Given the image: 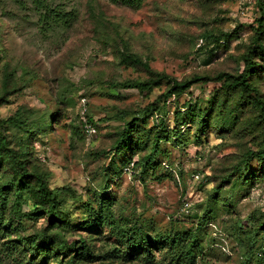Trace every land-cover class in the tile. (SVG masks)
I'll return each mask as SVG.
<instances>
[{
    "label": "rangeland",
    "instance_id": "obj_1",
    "mask_svg": "<svg viewBox=\"0 0 264 264\" xmlns=\"http://www.w3.org/2000/svg\"><path fill=\"white\" fill-rule=\"evenodd\" d=\"M48 1L71 13L68 25L43 24L30 2L20 7L13 0H0V120L17 116L4 131L11 148L25 151L29 170L41 173L52 188L71 189L63 199L72 224L83 222V201L104 181V169L113 157L121 171L108 192L117 217L130 216L154 232L198 229L208 264H264V229H258L264 217V165L253 160L242 176L237 169L246 152L261 141L252 106L229 120L215 117L203 143L194 136L183 143L162 142L157 165L148 172L131 176L125 169L127 158L138 160L145 147L113 153L124 121L166 92L170 79L238 73L251 49L257 63L251 80L264 98V35L256 42V0ZM234 30L237 36L226 44L210 41L207 48L198 49L203 34ZM122 53L142 58L170 78L149 93L119 88L147 78L141 68L122 64ZM218 85L211 81L193 85L192 102L206 108ZM235 96L234 92L230 99ZM82 97L98 129L90 143L77 117ZM190 97L186 92L176 105ZM173 119L167 117L171 125ZM153 120L140 123L141 128L148 130ZM9 175L4 166L0 176ZM25 198L23 212L38 216L21 220L17 232L24 237L46 225L31 191ZM185 201L193 204L188 213L183 210ZM9 216L6 211L1 222ZM200 223L205 224L201 229ZM75 233L68 237H86L96 254L117 245L105 226L94 224ZM16 235L0 225V264H14L17 255L29 261ZM142 255L99 258L87 264H157ZM55 263V258L45 262ZM33 264L42 263L36 259Z\"/></svg>",
    "mask_w": 264,
    "mask_h": 264
},
{
    "label": "trees",
    "instance_id": "obj_2",
    "mask_svg": "<svg viewBox=\"0 0 264 264\" xmlns=\"http://www.w3.org/2000/svg\"><path fill=\"white\" fill-rule=\"evenodd\" d=\"M13 1L20 7H25L30 2L40 13L43 24L52 22L51 24L54 25H68L71 22L70 12L60 7H52L48 0ZM256 10L255 36L256 42L259 43L264 35V0H256ZM237 33L238 31L234 30L231 33H222L218 36L212 33L203 34L200 37L202 43H199L200 40L197 42L198 49L207 48L210 41L226 44V41L234 39ZM249 52L243 59L244 67L238 73L219 72L215 76H195L187 80L172 78L169 81L168 90L154 102L136 112L129 121H124L123 117L124 124L114 142L113 153L115 152V155L122 154L126 150L134 153L136 148L145 147V152L140 155L138 160L132 161V157H129L125 161L127 164L125 169L133 164L131 176L148 172L150 168L157 165V158L162 152V142L174 139L173 143H183L192 136L195 137L196 142H202L203 136L215 117L229 120L238 110L247 105L252 106L257 112L256 125L260 129L261 141L257 148L249 149L239 162L240 164L237 166L239 176L244 174L245 168L253 160L264 165V98L257 85L251 80L257 71L255 70L257 63L253 60L255 51L251 49ZM121 63L141 68L146 72L147 78L141 81L122 83L118 86L119 88H136L142 93H149L161 82L170 78L166 73L153 69L148 62L134 54L122 53ZM208 81L219 85L211 93L207 107L201 108L192 102L193 96L190 89L197 83ZM186 92L190 93V99L182 105H176V101ZM234 92L236 96L231 100V95ZM160 101L163 102L162 108L159 107ZM172 104L175 106L173 110L170 109ZM170 115L174 118L172 125L167 120ZM16 117L0 120V170L5 166L10 172L9 176H0V225H5L12 232L17 233V241L23 244L24 251L28 252L30 256L27 261L21 255H17L13 258L14 264H33L36 259L45 264L50 258L56 259L55 264H87V262L96 261L99 258L107 261L136 253H143L142 257L148 263H209L203 254L204 248L198 229H171L168 232H154L147 229L139 220H131L130 216L122 214L117 217L114 209L115 202L108 192L115 178L119 179L121 171L113 157H110L111 162L104 169V181L95 188H91L92 192L83 201V216L81 218L83 222L74 226L69 211L65 210L63 199V194L67 191L70 192L71 189L66 186L50 187L41 173L29 170L25 151L10 147L4 127L13 124ZM77 117L80 124L78 113ZM154 118L151 128L148 130L141 128L140 123H146L149 119ZM88 119L90 123L94 124L89 108ZM80 127L83 131L81 124ZM95 127L97 136L98 129L96 125ZM29 131L33 133V130ZM242 166L244 169H241ZM116 173L118 174L115 175ZM243 178L248 180L250 177ZM220 187L222 186H218L217 189ZM30 191L35 207L41 209L39 215L46 216V225L41 230L24 237L17 232L18 227L21 226V220L23 218L36 219L38 216V214L22 210V204L27 203L25 194ZM6 211L9 212V219L7 222H1L5 219ZM94 224L109 229L110 235L117 241V245L113 249L96 254L86 237L81 235L77 238L68 237L69 234H76L78 229ZM204 225V223H200L199 228L201 229ZM258 229H264V217ZM250 250L252 251L253 247ZM251 251L246 253V257H251L249 253Z\"/></svg>",
    "mask_w": 264,
    "mask_h": 264
},
{
    "label": "built area",
    "instance_id": "obj_3",
    "mask_svg": "<svg viewBox=\"0 0 264 264\" xmlns=\"http://www.w3.org/2000/svg\"><path fill=\"white\" fill-rule=\"evenodd\" d=\"M199 43L201 44L202 40H200ZM78 116H79L80 124L84 131L85 140L88 143H90L93 140V138L96 136L97 130H96L95 125L90 123L88 119V102H87L86 97H82L80 99L79 107H78ZM132 166L133 164L127 168L129 172H132L131 171ZM166 167L171 169L169 165H166ZM192 206H193L192 203H190L189 201H185L183 204V210L188 213L192 209Z\"/></svg>",
    "mask_w": 264,
    "mask_h": 264
}]
</instances>
